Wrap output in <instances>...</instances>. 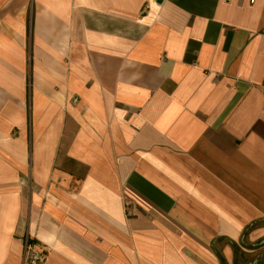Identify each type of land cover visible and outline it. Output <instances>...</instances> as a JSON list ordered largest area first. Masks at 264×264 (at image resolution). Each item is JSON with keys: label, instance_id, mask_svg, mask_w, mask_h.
I'll return each instance as SVG.
<instances>
[{"label": "crops", "instance_id": "0c3cea01", "mask_svg": "<svg viewBox=\"0 0 264 264\" xmlns=\"http://www.w3.org/2000/svg\"><path fill=\"white\" fill-rule=\"evenodd\" d=\"M26 234L42 264H264V0H0V264Z\"/></svg>", "mask_w": 264, "mask_h": 264}, {"label": "built area", "instance_id": "2783aa9c", "mask_svg": "<svg viewBox=\"0 0 264 264\" xmlns=\"http://www.w3.org/2000/svg\"><path fill=\"white\" fill-rule=\"evenodd\" d=\"M44 259V252L36 248L33 240L26 234L23 238L22 264H42Z\"/></svg>", "mask_w": 264, "mask_h": 264}, {"label": "water", "instance_id": "95a60500", "mask_svg": "<svg viewBox=\"0 0 264 264\" xmlns=\"http://www.w3.org/2000/svg\"><path fill=\"white\" fill-rule=\"evenodd\" d=\"M158 3L162 2V0H157Z\"/></svg>", "mask_w": 264, "mask_h": 264}, {"label": "trees", "instance_id": "16d2710c", "mask_svg": "<svg viewBox=\"0 0 264 264\" xmlns=\"http://www.w3.org/2000/svg\"><path fill=\"white\" fill-rule=\"evenodd\" d=\"M221 260H222V258H221Z\"/></svg>", "mask_w": 264, "mask_h": 264}]
</instances>
